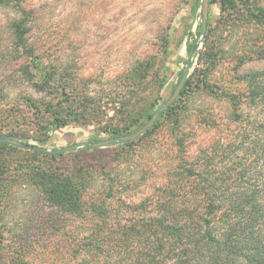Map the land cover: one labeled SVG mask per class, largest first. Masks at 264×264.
Segmentation results:
<instances>
[{
    "label": "rangeland",
    "instance_id": "374dc122",
    "mask_svg": "<svg viewBox=\"0 0 264 264\" xmlns=\"http://www.w3.org/2000/svg\"><path fill=\"white\" fill-rule=\"evenodd\" d=\"M28 1L40 10L42 20L34 28V37L47 36L54 45L52 56L76 62L78 75L95 78L90 88L105 91L106 115L100 122L45 127L47 115L39 118L19 98L18 88L32 92L31 87H5L0 77V89L11 94L9 99L0 100V116L7 117L0 119V130L13 132L14 139L54 149L131 134L145 126L171 98L188 60L186 80L190 79L194 90L181 102L179 120L161 117L151 133L146 131L127 145L100 147L101 154L93 149L84 151V146L50 160L10 151L14 165L36 163L64 173L82 172L89 183L81 200L85 211L70 215L45 200L31 174L10 177L8 192L0 190V222L5 224L6 245L0 264H76L88 258L77 242L95 236L109 254L98 256L103 264H143V246L131 245L122 231L132 224L143 229V220L156 213L160 189L177 166L200 156L215 139L224 142L238 130L230 94L242 98L253 88L240 79L241 75L264 72V58L256 57L264 49V25L248 14V6L254 13L264 9V0H251V4L237 0L233 7L222 5L220 0L210 4L209 0L216 55H209L213 50L205 45L206 32L198 33L203 0ZM8 17V10H0V76L6 68L1 54L9 49ZM196 39V49L190 50L189 43ZM133 67L138 71L131 77H141L145 84L135 95L122 82ZM202 79L211 87L203 85ZM258 80L264 88V75ZM261 104L244 103L243 110L254 116L264 110ZM19 106L24 112H13ZM106 128L119 131L112 133ZM139 235L135 231L133 237Z\"/></svg>",
    "mask_w": 264,
    "mask_h": 264
},
{
    "label": "trees",
    "instance_id": "16d2710c",
    "mask_svg": "<svg viewBox=\"0 0 264 264\" xmlns=\"http://www.w3.org/2000/svg\"><path fill=\"white\" fill-rule=\"evenodd\" d=\"M220 1L222 5L231 7L237 2ZM246 1L251 4V0ZM215 2L218 0H210V4ZM2 9L9 13L6 20L9 49L1 54L6 68L0 77L5 87H31L32 92L30 88H18L19 98L39 118L47 115L49 121L45 127L61 128L74 122L89 124L102 121L106 115L103 108L107 96L105 91L95 93L91 90V80L95 78L78 75L76 62L66 63L52 56L50 49L54 45L50 44L47 36L34 37V28L42 21L40 10L28 0H0ZM248 14L264 25L263 8L254 13L248 6ZM212 29L211 19H208L205 45L213 50L209 55H216L211 40ZM201 30L202 24L199 35H202ZM196 47L197 39L188 46L190 50ZM256 57L264 58V49ZM137 71L133 67L122 78L134 95L145 85L141 77H131ZM261 75L264 72L241 75L240 79L249 82L253 88L243 93L242 98L238 94H230V98L233 97L232 115L237 120L235 129L238 130L229 134L224 142L215 139L210 147L200 152V156L177 166L178 170L166 179V184L160 189L162 197L156 204V213L143 220V229L134 224L125 229L122 226V232L131 240V245L143 246V264H264V116L257 118V115H264V110L254 116L243 110L244 103H262L264 106V88L258 82ZM200 82L208 84L205 79ZM196 87L200 88V85ZM193 90L190 79H187L179 97L163 110L146 134L158 127L161 117L179 120L180 104ZM10 95L0 89V100L9 99ZM13 112L23 113L24 108L19 106ZM2 117L7 118L0 116V119ZM106 131L115 133L119 129L106 128ZM0 137L15 138V135L0 130ZM133 141L112 144L127 145ZM82 149H93L101 154L100 148L85 146ZM17 150L33 156L43 155L50 160L61 155L0 143V190L8 192L10 177L14 174L21 177L31 174L45 200L57 210L70 215H81L85 211L81 200L89 183L88 176H84L86 173H64L50 165L39 166L36 163L14 165L10 151ZM108 187L113 189V185L108 184ZM135 231L140 234L138 238L133 237ZM77 243L88 258L76 264H103L98 256L109 255L98 236L83 237ZM5 247V224L0 222V255Z\"/></svg>",
    "mask_w": 264,
    "mask_h": 264
},
{
    "label": "water",
    "instance_id": "95a60500",
    "mask_svg": "<svg viewBox=\"0 0 264 264\" xmlns=\"http://www.w3.org/2000/svg\"><path fill=\"white\" fill-rule=\"evenodd\" d=\"M208 7H209V0H203V21H202V34L203 35L205 34V32L207 30ZM189 68H190V62L188 60L186 68H185V73L182 76L181 81L178 84V86H177L175 92L173 93V95L171 96V98H169L166 102H164V104L155 112V114L152 116V118L149 120V122L145 126H143L139 130H137L131 134L124 135V136H114V137H110V138H107L104 140H99L97 142H92V143H75V144H71L68 146L61 147V148H54V149H48L46 147L35 145V144H27L25 142L16 140V139L11 138V137H0V143H6V144H10V145L16 146V147L21 148V149H26V150L36 151V152L56 154V153L68 152V151H71L73 149H76L79 147H84V146H88L90 148H100V147H105L107 145H110L114 142H121V143L128 142L130 140H133V139L143 135L148 129H150L153 126V124L155 123L158 116L163 112V110L168 105L173 103L174 100L179 96V94H180V92H181V90L185 84Z\"/></svg>",
    "mask_w": 264,
    "mask_h": 264
}]
</instances>
